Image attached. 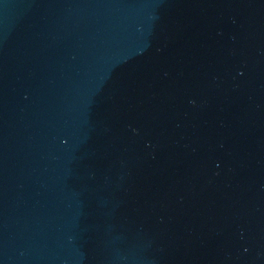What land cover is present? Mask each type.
I'll list each match as a JSON object with an SVG mask.
<instances>
[{"label": "water", "instance_id": "95a60500", "mask_svg": "<svg viewBox=\"0 0 264 264\" xmlns=\"http://www.w3.org/2000/svg\"><path fill=\"white\" fill-rule=\"evenodd\" d=\"M0 264H264V0H0Z\"/></svg>", "mask_w": 264, "mask_h": 264}]
</instances>
